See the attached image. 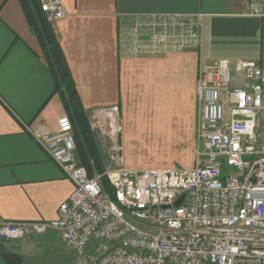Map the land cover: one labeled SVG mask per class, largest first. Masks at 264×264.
<instances>
[{"label": "built area", "instance_id": "2783aa9c", "mask_svg": "<svg viewBox=\"0 0 264 264\" xmlns=\"http://www.w3.org/2000/svg\"><path fill=\"white\" fill-rule=\"evenodd\" d=\"M240 1L264 18V0ZM41 9L52 24L68 15L62 0H41ZM202 29L201 14L143 16L121 30V52L201 51ZM197 95L192 168H127L118 108L105 129L94 124L105 164L94 176L79 163L69 116L55 130L26 125L74 190L55 220H0V242L58 232L76 253L72 264H264V65L201 58Z\"/></svg>", "mask_w": 264, "mask_h": 264}, {"label": "crops", "instance_id": "0c3cea01", "mask_svg": "<svg viewBox=\"0 0 264 264\" xmlns=\"http://www.w3.org/2000/svg\"><path fill=\"white\" fill-rule=\"evenodd\" d=\"M68 15L52 27L57 34L90 125L106 128L118 108L125 166L146 159L130 131L148 115L152 136L168 128L196 148L200 104V60H255L264 65V18L240 0H62ZM41 2V0H40ZM203 15L201 51L163 58L129 57L120 48L123 28L147 15ZM21 0H0V220L52 221L74 190L73 183L26 125L57 128L68 113ZM192 128V129H191ZM99 148L102 147L98 133ZM134 137V136H133ZM104 142H106L104 140ZM147 143V142H145ZM149 144V143H148ZM146 144L155 146V144ZM130 147V148H129ZM190 147V146H188ZM133 161L126 165L125 151ZM141 154V155H140ZM78 158V157H77ZM53 232L6 247L30 264ZM61 236V235H60ZM0 264H4L0 260Z\"/></svg>", "mask_w": 264, "mask_h": 264}, {"label": "trees", "instance_id": "16d2710c", "mask_svg": "<svg viewBox=\"0 0 264 264\" xmlns=\"http://www.w3.org/2000/svg\"><path fill=\"white\" fill-rule=\"evenodd\" d=\"M21 2L25 8L29 25L36 34L54 75L55 92L61 93L66 111L72 122L79 163L88 169L91 176L101 174L105 170V164L97 136L91 128L59 38L52 27V23L49 22L41 9L40 0H21ZM104 184L110 190L108 180L104 179Z\"/></svg>", "mask_w": 264, "mask_h": 264}, {"label": "rangeland", "instance_id": "374dc122", "mask_svg": "<svg viewBox=\"0 0 264 264\" xmlns=\"http://www.w3.org/2000/svg\"><path fill=\"white\" fill-rule=\"evenodd\" d=\"M199 114L197 116V127L195 128V135L198 131L199 124ZM143 119V121L138 122L130 131L132 134L133 140L145 141L140 142L141 149L144 151L146 159H136L134 160L135 164L139 165V167L146 166L151 164L154 167H180V168H192L195 166L196 155L198 151L197 147V139H196V148L191 146V142H189V137L185 138L180 133H175L168 128L165 130L158 132L152 136L150 132L146 129L148 122L153 121L154 119L150 117V114ZM192 129V128H191ZM134 136V137H133ZM189 140V141H188ZM153 143L155 146H149L146 148V144ZM148 144V145H149ZM190 146V147H188ZM130 148V147H129ZM126 165H129V160L133 161L132 151L131 149L125 151ZM226 175H235V169H225L224 172ZM104 182V180H103ZM17 241L5 242L7 246H12ZM35 255L30 258V264H72L74 261V257L76 253L71 248L67 247L58 232H53L51 237V241L46 243L45 245L37 248Z\"/></svg>", "mask_w": 264, "mask_h": 264}, {"label": "water", "instance_id": "95a60500", "mask_svg": "<svg viewBox=\"0 0 264 264\" xmlns=\"http://www.w3.org/2000/svg\"><path fill=\"white\" fill-rule=\"evenodd\" d=\"M183 201V197L177 202V204ZM0 260L4 264H21L19 256L11 252L4 243L0 242Z\"/></svg>", "mask_w": 264, "mask_h": 264}]
</instances>
